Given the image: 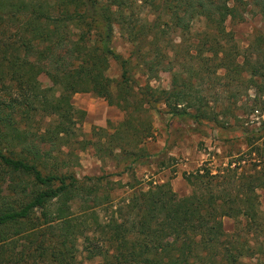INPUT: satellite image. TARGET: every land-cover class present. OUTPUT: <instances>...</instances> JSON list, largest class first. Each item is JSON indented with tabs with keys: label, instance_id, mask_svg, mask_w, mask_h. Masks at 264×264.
I'll use <instances>...</instances> for the list:
<instances>
[{
	"label": "trees",
	"instance_id": "1",
	"mask_svg": "<svg viewBox=\"0 0 264 264\" xmlns=\"http://www.w3.org/2000/svg\"><path fill=\"white\" fill-rule=\"evenodd\" d=\"M139 1L160 11L155 20L135 18ZM251 10L264 18V0H0V244L14 238L23 243L18 255L0 248V264L45 259L78 264L80 238L86 257H102L103 264H242L243 256L255 253L246 239L239 243L237 231L225 230L223 218L245 216L250 228L262 225L258 188H264V147L253 148L259 158L240 172V164L230 162L216 173L202 167L186 174L193 188L187 196L166 181L132 190L123 204L107 198V219L97 210L102 178L83 183L68 160L59 159L76 124L71 99L77 92H92L130 111L106 144H95L108 153L105 147L117 141L120 153L113 160L124 163L125 172L138 162L140 143L153 135L150 115L143 126L133 121L139 118L130 110L134 105L136 112L148 113L163 102L173 114L219 121L213 88L254 85L264 92L262 52L250 45L239 61L235 32L226 26L228 19L244 21ZM198 19L209 31L196 52L172 56L170 49L179 44L168 34L179 32L184 39ZM115 24L135 45L133 53L149 78L171 71L170 89L153 87L148 79L134 90L133 58L112 47ZM188 58L193 62L183 70L173 62ZM110 59L123 69L117 94L107 74ZM42 74L53 86L42 87ZM48 116L57 118L46 121ZM110 150L114 153V147ZM4 178L14 181L10 190L2 188ZM53 202L56 212L48 210ZM74 202L80 203V216H60Z\"/></svg>",
	"mask_w": 264,
	"mask_h": 264
},
{
	"label": "rangeland",
	"instance_id": "2",
	"mask_svg": "<svg viewBox=\"0 0 264 264\" xmlns=\"http://www.w3.org/2000/svg\"><path fill=\"white\" fill-rule=\"evenodd\" d=\"M138 6L135 18L139 21L146 18L150 21L155 20L160 13L159 10L155 11L151 5L143 4L142 1L138 2ZM226 26L228 30L235 32L236 44L241 54L239 61H243V56L248 53L250 45L258 48L257 52H262L264 56V18L261 14L251 10L244 21L236 22L228 19ZM207 31L209 26L205 20L198 19L194 22L192 32L184 39L180 37L179 32H170L169 40L172 39L179 44L176 50L170 49L171 55L178 54L183 58L187 56L189 50L196 52V46ZM134 46L123 35L120 25L115 24L112 47L124 57L133 58L131 60L133 69L129 75L134 79L132 81L134 90L148 79L153 87L170 89L173 85L171 71L161 70L157 77L149 78L146 68L133 53ZM173 62L178 64V69L183 70L184 64L189 66L193 61L188 58ZM122 72L121 65L116 60L110 59L107 74L114 79L112 90L115 94L119 90L118 80L122 77ZM218 73L222 74L223 71L219 70ZM39 80L44 88L53 86L52 81L45 74H42ZM209 81L212 82V79ZM205 86H208L207 82ZM233 87L236 91L231 90V87L221 86L217 90L211 85L208 87L213 88L212 93L215 91L218 93L214 95L213 104L219 112V121H196L188 115L173 114L163 102L157 103L148 113L136 112L134 108L137 105H134L130 110H134V117L139 118L133 121L143 126L149 121L147 115H150L153 135L140 143L136 149L139 154L138 162L129 172L123 171L124 163L117 164V161L113 160L116 153H120L117 141H114L112 146L105 147L108 153L98 151L95 144L97 142L106 144L116 127L131 116L130 111L111 105L107 99L92 92H77L71 99L78 110L75 117L76 124L72 127L73 134L64 139L66 143L62 144L59 159L68 160V167L84 181L83 183L90 182L88 177L102 178L96 187V199L101 202L97 210L103 219H107L110 214V211L106 212V207L109 206V203H105L107 198H110L114 204H123L132 190L136 188L146 190L152 183L169 181L179 196L190 195L193 188L185 178L186 174L202 167L211 168L216 173L229 167L230 162H233L232 166L239 163L240 172L242 168H250L254 158H259L260 155L256 151L251 152L253 148L264 147V92H260L254 85L245 88L235 84ZM55 91L57 95L60 91L58 86L55 87ZM217 96L219 99L216 101ZM235 96L238 98L237 101ZM81 111L84 112L83 116L80 114ZM54 118L56 120L57 117ZM54 118L48 116L45 120L51 121ZM111 147H114V153H111ZM13 186L12 179L2 180L3 189L10 190ZM258 194L260 202L258 219L262 223L259 228H250L245 216L223 218L228 233L237 231L240 235L239 243L246 239L247 244L256 249L253 255L242 257V264H264V249L260 248L261 245L264 248V188H258ZM57 207L58 205L53 202L48 206V210L56 212ZM80 209V203L74 202L68 211L62 210L60 216H80ZM22 244L21 239L14 238L0 244V248H4L7 254L18 255L23 247ZM77 248L78 264H103L102 257H86L82 238L78 240ZM38 264L54 263L45 259Z\"/></svg>",
	"mask_w": 264,
	"mask_h": 264
}]
</instances>
